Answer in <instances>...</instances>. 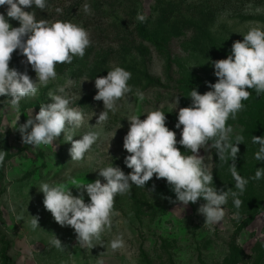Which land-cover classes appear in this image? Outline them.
<instances>
[{
  "label": "rangeland",
  "instance_id": "obj_1",
  "mask_svg": "<svg viewBox=\"0 0 264 264\" xmlns=\"http://www.w3.org/2000/svg\"><path fill=\"white\" fill-rule=\"evenodd\" d=\"M46 2L43 11L34 5L24 10L33 11L38 21L61 20L81 25L90 33L91 46L83 58L57 64V78L47 87L41 86L35 97L21 100L19 111L3 103L6 97H0V151L7 152L0 164V264H264V203L251 216L240 208V218L235 219L237 209L229 197L223 206L222 222L207 225L205 217L198 213L199 206L205 203L203 198L187 206L172 203L175 193L166 180H157L154 175L145 188L132 185L129 194L115 197L114 208L120 215L112 218L111 230L103 234L104 246L90 249L79 246L70 226L61 227L55 222L44 208L43 193L39 191L42 183H68L72 187L71 178L82 183L100 179L104 183L99 169L109 165L130 173L132 170L124 164L128 153L123 148L129 113L139 114L143 120L147 112L159 108L165 113L166 126L176 132L179 141L182 126L175 128L179 108L190 106L187 96L193 88L203 94L210 90L206 82L217 81L213 61L227 58L232 44L242 42L250 27H264V0ZM84 4L91 6V14L84 12ZM57 8L62 12L58 13ZM6 12L7 6H0V13L11 26L19 27V22L7 18ZM138 13L146 16L145 22L136 19ZM116 66L132 74L128 84L133 91L118 101L117 111L109 112L104 125L92 129L90 125H95L103 111V102L94 100L95 78L106 76ZM9 67L20 72L27 70L36 79L19 50L13 52ZM57 87H65L72 99L70 106L84 114V123L75 130L73 139L103 128L101 137L81 161L71 160V143L63 134L54 145L33 147L24 144L19 131L14 130L31 114H37L41 104L51 103L47 93ZM137 88L145 95L143 101L135 96ZM242 102H250V98ZM231 127L234 136L235 127ZM176 146L185 155L191 154L179 143ZM215 151L210 141L207 150L201 148L199 154L213 173L212 186L226 191L225 184L232 188L235 181L230 172L220 173L225 179L215 177ZM245 156L243 152L237 154L236 161L242 167ZM258 162H254L256 169ZM153 185L155 191L150 192ZM252 187L258 189L254 183ZM71 191L79 194L75 187ZM84 199L86 203L90 201L86 192ZM31 216L39 217L35 230L30 224ZM120 234L125 245L114 252L109 244ZM54 235L67 245L64 251L50 245Z\"/></svg>",
  "mask_w": 264,
  "mask_h": 264
},
{
  "label": "clouds",
  "instance_id": "obj_2",
  "mask_svg": "<svg viewBox=\"0 0 264 264\" xmlns=\"http://www.w3.org/2000/svg\"><path fill=\"white\" fill-rule=\"evenodd\" d=\"M7 6V18L19 22V27H12L3 13H0V97H6L11 109L19 111L20 101L35 97L41 86L47 87L50 81L57 78V64L72 63L74 57L83 58L91 46L90 33L81 25L70 21L45 19L37 20L33 11H25L33 5L43 11L46 0H0V6ZM86 14H91V6L83 5ZM56 11L62 12L57 8ZM136 19L145 22L146 16L138 13ZM26 57L36 74L33 80L27 70L20 72L9 67L14 51ZM25 62V61H22ZM215 83L206 82L209 91L201 94L193 88L187 97L191 104L178 111L176 129H181V139L177 141L176 132L166 126V116L156 108L146 113L141 120L139 114L129 113L126 118L129 130L123 138V148L128 153L124 164L132 171L128 174L119 167L109 165L99 169L103 178L94 182L82 183L70 179L72 187L79 190L73 195L68 183H42L39 191L43 193L44 208L49 211L55 222L61 227L70 226L81 248L97 245L104 246L102 236L113 226V217L120 213L115 210V197L129 194L132 185L145 188L146 182L154 175L157 180L164 179L175 193V201L187 206L195 204L199 198L205 203L198 208V213L205 217V224L216 225L225 216L224 205L232 198L237 209L235 219L240 218L239 209L243 201L240 197L246 191L249 178L242 177L236 167L237 145L243 143V135L232 138L233 128L227 125L229 118L236 119L243 109L242 101L247 100L254 89L257 96L264 93V27L252 26L243 35V41L232 44L231 54L225 59L213 61ZM131 73L120 66L107 71L106 76L95 78L97 89L94 100L103 102V111L98 115L95 125H104L109 119V112L115 114L118 101L133 90L128 81ZM47 96L51 103L41 104L40 110L14 130L19 131L22 142L33 147L54 145L61 134L71 143L69 150L72 161H81L103 133V128L89 130L80 139H73L75 130L82 127L84 114L79 108L71 107V97L65 87L49 90ZM135 96L143 101L144 93L137 88ZM176 108L179 97L175 98ZM20 117V116H19ZM19 117L17 121L19 120ZM16 121V124H17ZM122 126V125H121ZM120 126V127H121ZM215 148L218 160L229 164V171L235 181L234 188L217 190L213 187V173L205 163V157L199 154L201 148L207 150L209 142ZM183 146L190 155H185L176 146ZM252 143L259 145L254 153L257 161H264V136H252ZM6 151H0V164L5 160ZM264 178V167L257 168L250 179ZM155 191V185L149 190ZM90 198L85 202L84 194ZM170 199V198H169ZM33 230L39 227V217L31 216ZM50 245L64 251L67 245L62 244L56 235L49 241ZM123 235H117L110 241V248L115 252L123 248ZM98 264H103L99 261Z\"/></svg>",
  "mask_w": 264,
  "mask_h": 264
},
{
  "label": "trees",
  "instance_id": "obj_3",
  "mask_svg": "<svg viewBox=\"0 0 264 264\" xmlns=\"http://www.w3.org/2000/svg\"><path fill=\"white\" fill-rule=\"evenodd\" d=\"M250 92V102H242L244 107L237 114L236 119L233 120L229 118V120L227 121V125H234L235 135L240 134L244 137L243 143L237 145V147L239 148L238 154H240L241 152L247 154V156H245L246 162L243 166L244 168L241 166L239 160L235 161V163L236 167L238 168L239 174L243 175L244 178H249V183L246 187V191L240 197V199L243 201L241 208L244 209L246 214L249 216L256 214L261 209L264 203V200H262L264 199V178L260 180L250 179L254 176L256 171L254 162H256L257 160L254 158V153L258 151L259 148V145H254L252 143V136H264V95L261 94L257 96L255 92ZM235 135L232 136L233 142ZM213 158L215 162L214 171L217 173V176L215 177L218 180L225 179V177L220 176V173L224 174L225 172H227L228 174H230L229 164L231 163V160H229L227 163L219 161L216 151L215 154H213ZM257 165L258 168L264 167V161H259ZM227 177H229V175H227ZM253 183L258 186V189H253ZM226 185L227 184H225L226 189L230 188ZM232 188L233 190H235L234 186Z\"/></svg>",
  "mask_w": 264,
  "mask_h": 264
}]
</instances>
